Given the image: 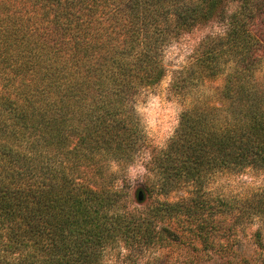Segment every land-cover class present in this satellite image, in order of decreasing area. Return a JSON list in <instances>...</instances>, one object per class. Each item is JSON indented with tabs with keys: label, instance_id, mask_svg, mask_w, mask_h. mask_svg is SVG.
Wrapping results in <instances>:
<instances>
[{
	"label": "trees",
	"instance_id": "obj_1",
	"mask_svg": "<svg viewBox=\"0 0 264 264\" xmlns=\"http://www.w3.org/2000/svg\"><path fill=\"white\" fill-rule=\"evenodd\" d=\"M216 19L224 34L203 40L172 89L193 96L224 74L218 104L194 101L133 185L110 168L143 146L134 96L165 77L171 42ZM263 68L264 0H0V264H101L182 238L227 255L264 218V194L229 200L208 186L264 170ZM253 238L263 256V229Z\"/></svg>",
	"mask_w": 264,
	"mask_h": 264
},
{
	"label": "rangeland",
	"instance_id": "obj_2",
	"mask_svg": "<svg viewBox=\"0 0 264 264\" xmlns=\"http://www.w3.org/2000/svg\"><path fill=\"white\" fill-rule=\"evenodd\" d=\"M235 8L236 4H230L227 6V12L230 13ZM225 30V21L216 19L184 33L164 49L162 57L166 69L165 77L155 87L140 91L134 96L132 113L142 130L143 146L135 152L134 160L128 166L122 168L113 163L110 169L119 172L120 176L127 177L133 185L143 181L150 152L156 153L165 149L175 135L181 114L189 109L195 103L194 101L213 106L218 104L220 91L225 84L224 74L212 80L203 81L197 86L198 92H194L193 96H187L186 91H184L185 94L180 95L174 92L172 80L194 59L195 52L205 38L221 36ZM256 76L259 81L264 82V68ZM182 90H190V88L187 86ZM208 190L214 196L229 200L248 199L255 193L264 194V170L250 168L234 174L216 173L209 181ZM181 194L182 192H179L172 197L178 198ZM128 201L134 207L147 206L146 203L138 205L135 202L134 190L129 193ZM160 227L171 228L178 236L181 232L178 225L173 223H161ZM258 228H262L264 232V218H256L251 223H245L240 227L236 245L227 255L206 252L197 242H194V248L190 247L181 242L184 239L182 238L174 241L161 240L160 244L157 243L156 246L142 250L138 254L136 251L119 247L108 251L101 264H130L128 258L136 264H245L243 260L254 264L260 262L264 256L254 244L253 234Z\"/></svg>",
	"mask_w": 264,
	"mask_h": 264
}]
</instances>
